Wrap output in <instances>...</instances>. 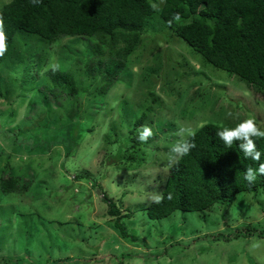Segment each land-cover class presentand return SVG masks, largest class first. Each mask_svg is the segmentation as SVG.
<instances>
[{
    "label": "rangeland",
    "instance_id": "1",
    "mask_svg": "<svg viewBox=\"0 0 264 264\" xmlns=\"http://www.w3.org/2000/svg\"><path fill=\"white\" fill-rule=\"evenodd\" d=\"M155 1L157 5L163 2ZM8 2L0 0V9ZM161 21L156 15L148 21L141 44L127 63L126 79H121L119 85L111 89L108 98L97 96L88 77H85V84L89 89L75 98L65 92L55 98L43 89L51 83L44 78L28 90L29 98L24 101L16 100L17 91L2 89L0 224L5 222L3 228H6L11 218L16 224L11 226L9 239L0 250V264H12L10 261L26 255L35 264H50L47 260L49 251L54 260L77 257L78 264H264V239L255 235V232L264 235V193L259 196L243 194L235 212L220 205L208 214L210 221L188 216L182 223V217L176 215L161 223L150 221L144 211L161 196L170 167L180 155L184 137L207 120L239 134H264V95L250 89L236 75L202 66L198 56L192 55L189 45L166 31ZM77 41V38L65 36L47 48L55 51L69 47L71 51L77 49V53L73 52L77 56H72V61H78L80 67L86 69L92 59V41L86 38L75 44ZM34 43H28V47ZM34 50L29 48L28 56ZM53 62L54 59L49 61ZM48 66L40 73L53 68ZM13 69L20 77V66L14 64ZM92 75L96 77L93 85L99 87L102 76ZM129 81L135 85L133 88L129 87ZM117 94L125 95L124 115L120 106L117 109L111 107L112 97L116 101ZM148 104L153 105V119H148L141 127L144 136L127 154L136 153L140 160L143 159V164L115 163L111 155L118 144L107 141L110 124L121 127L122 115L132 113L128 117L134 118ZM98 108L100 113L93 114ZM84 113H87L86 117H83ZM67 119L83 126L76 147L69 153L63 145H57L45 154L39 150L30 153L17 145L14 135H19L20 141L35 137L48 141L63 132ZM122 129L119 135L127 136L129 130L124 124ZM171 130L175 135L166 138L165 134L170 135ZM12 176L18 179L20 189L26 185L28 189L5 192L1 180ZM103 193L122 207L123 214L126 213L124 210L133 211L131 217L124 219L128 237H123L114 227L115 217L108 214ZM204 213L209 211L199 215ZM44 220L53 225L42 227L37 233L39 236L35 234L28 246L19 245L27 228L31 231L37 222L41 226ZM58 223H70L74 231L68 241L70 246L56 252L50 248L54 245L51 241L60 244L65 237L70 238L69 228L66 230L62 225L60 232ZM19 225L23 228L17 237ZM250 225L256 227L251 238L247 228ZM239 233L247 236L231 243L208 242L209 235L225 239ZM200 238L204 241H199ZM201 242L209 245L210 250L199 252Z\"/></svg>",
    "mask_w": 264,
    "mask_h": 264
},
{
    "label": "trees",
    "instance_id": "2",
    "mask_svg": "<svg viewBox=\"0 0 264 264\" xmlns=\"http://www.w3.org/2000/svg\"><path fill=\"white\" fill-rule=\"evenodd\" d=\"M157 4L155 0H9L0 9V93L3 88L9 92L14 90L13 92H18L16 100L24 101L29 98L28 90L44 78L51 81L52 87H49L50 83L43 89L55 98L62 92L75 98L89 89L85 84V77H88L97 96L105 98L112 88L119 85L121 79H126L124 74L127 72V63L136 54L148 21L156 15L161 18L166 31L189 45L192 55L198 56L202 66H212L230 76L236 75L250 89L264 95V0H163L160 5ZM65 36L77 38L75 44L86 38L92 41V59L86 69H82L78 61H72V56H77L73 53H77V49L71 51L69 47L55 51L47 48ZM28 43L37 45L28 47ZM31 47L36 50L28 56L27 51ZM87 54L89 55V51ZM51 59H54V64L49 63ZM67 62H70L67 64L69 66L64 67ZM14 64L20 66V77L12 70ZM49 64L53 68L49 72L40 73ZM95 73L98 78L102 76L99 87L93 85L96 77L92 74ZM128 85L131 88L135 86L130 81ZM124 96L117 94L116 101L112 97L111 103L116 105L111 106L113 109L120 106V111H124L123 115L126 106L122 103L127 104L123 101ZM154 100L159 102V99ZM126 101L131 102L129 99ZM94 110L93 114L101 111ZM151 113L154 114L153 105L148 104L140 115L137 114L138 117H128L132 113L122 115L121 127L110 124L108 133L113 135L109 134L107 141L118 144L111 155L115 163L121 161L125 164L140 162L138 166L143 164V159L140 160L136 153L127 154L134 148V143L136 145L144 136L140 130L152 118ZM131 120L133 121L130 122ZM123 124L129 130L124 137L119 135L120 130H124ZM82 127L81 123H73V120L67 119L63 132H58L57 136L47 139L48 141L37 137L20 141L19 135L14 137L17 145L30 153L39 150L45 154L57 145H63L66 153H69L76 147ZM174 135L171 130L170 135L166 133L165 137ZM180 148V155L170 167L161 196L144 209L150 221L162 223L176 215L182 217V223L188 216L204 217L206 220L209 218L208 214L215 212L220 205L235 212L240 196L245 193L255 196L264 193V134H239L220 123L207 120L184 137ZM17 180L14 176L2 179L3 190L15 192L28 189L27 185L20 189ZM103 195L108 203V214L115 217L114 227L123 237H128L124 219L131 217L133 211L124 210L126 213L123 214L120 205L105 193ZM203 211L209 213L199 215ZM8 221L11 223L6 228H3L5 222L0 224V250L9 239L7 236L11 226L16 224L14 218ZM49 224L47 220L41 226L37 222L36 226L31 227L32 232L27 228L25 238L19 245L23 246L24 243L28 246L34 235L39 236L38 231L50 226ZM62 225L66 230L69 228L70 238L68 240L65 237L60 244L52 240L54 245L50 247V243L49 247L56 252L59 248H68L71 244L68 241L73 236V226L70 223H58L60 232ZM17 227L18 237L23 226ZM247 228L250 232L247 234L254 235L256 227L250 225ZM58 235L60 237V233ZM255 235L264 238L262 233L255 232ZM242 236L247 235L239 233L225 239L209 235L208 242L231 243L234 239H237L235 242L240 241ZM201 244L199 252L210 250L209 245L203 242ZM47 260L50 264L80 263L77 257L70 256L54 260L50 251ZM10 262L35 264L27 255Z\"/></svg>",
    "mask_w": 264,
    "mask_h": 264
},
{
    "label": "clouds",
    "instance_id": "3",
    "mask_svg": "<svg viewBox=\"0 0 264 264\" xmlns=\"http://www.w3.org/2000/svg\"><path fill=\"white\" fill-rule=\"evenodd\" d=\"M180 151H181V148H180ZM249 236V238H251V237H254V235H248ZM256 236H258V235H256ZM259 237V236H258ZM260 238H263V237H260ZM264 239V238H263Z\"/></svg>",
    "mask_w": 264,
    "mask_h": 264
}]
</instances>
